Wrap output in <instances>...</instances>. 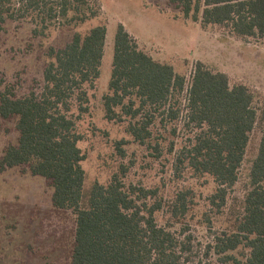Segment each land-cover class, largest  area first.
Returning <instances> with one entry per match:
<instances>
[{"label": "trees", "instance_id": "trees-1", "mask_svg": "<svg viewBox=\"0 0 264 264\" xmlns=\"http://www.w3.org/2000/svg\"><path fill=\"white\" fill-rule=\"evenodd\" d=\"M169 2L195 23L215 26L238 40L264 41V0ZM102 12L99 0H0V30L9 21L28 22L34 37L47 38L54 30L83 26ZM107 33L106 25L96 26L84 35L76 33L64 48H51L40 91L21 98L9 91L0 94V118L15 119L19 133L17 144L0 159V170L26 167L48 182L56 209L75 214L71 264H264L263 96L245 84H232L227 74L203 62L196 63L188 85L173 66L144 52L122 24L104 96L109 121L129 119L127 133L143 146L152 140L157 123L180 122L187 141L170 150L176 170L213 177L217 190L211 204L218 208L226 206L254 136L260 139L258 154L243 208L230 229L213 233L205 260L185 229L178 234L172 225L157 222L162 211L173 221L186 218L187 193L164 203L156 191L127 187L122 164L107 184L95 183L85 194L87 156L79 147L84 138L77 122L88 113L89 91L101 78ZM128 143L116 145L123 158L122 146Z\"/></svg>", "mask_w": 264, "mask_h": 264}, {"label": "rangeland", "instance_id": "rangeland-1", "mask_svg": "<svg viewBox=\"0 0 264 264\" xmlns=\"http://www.w3.org/2000/svg\"><path fill=\"white\" fill-rule=\"evenodd\" d=\"M103 12L95 20L78 28L54 30L47 38H36L28 22H7L0 30V94L6 91L21 98L44 85L43 73L51 48L61 49L76 33L86 34L96 26L108 29L101 78L89 91V111L77 122L84 140L79 144L87 156L85 194L95 183L107 184L127 169V187L157 192L164 203L178 193L188 195V215L171 220L166 211L156 215L161 226L194 238L198 255L206 259V247L213 233L230 229L235 214L243 208L250 189V171L258 154L260 139L252 137L237 184L229 190L227 204H211L217 184L211 176L191 169L177 172L172 147L179 150L187 141L182 124L151 128L153 138L147 145L135 143L124 122L106 118L104 96L109 93L117 27L122 24L137 39L140 48L154 60L174 67L192 81L196 63L203 62L216 72L227 74L231 83L249 86L264 98V41H243L215 26L195 23L169 0H99ZM202 17V15H201ZM186 99V98H185ZM184 99V100H185ZM264 105V101L262 102ZM77 115L78 111H74ZM15 119L0 118V159L19 139ZM177 129V135L174 130ZM128 141L117 152V143ZM122 178V173L119 174ZM53 190L41 177L32 176L26 167L0 170V264H71L75 246L76 216L70 210H58L52 203ZM154 202V200H150ZM213 259H216L213 256Z\"/></svg>", "mask_w": 264, "mask_h": 264}]
</instances>
